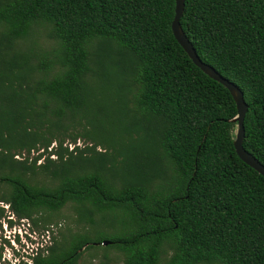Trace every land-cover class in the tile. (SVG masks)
<instances>
[{
	"label": "trees",
	"instance_id": "obj_1",
	"mask_svg": "<svg viewBox=\"0 0 264 264\" xmlns=\"http://www.w3.org/2000/svg\"><path fill=\"white\" fill-rule=\"evenodd\" d=\"M174 4L0 0V218L46 229L69 208L82 226L17 264H264V179L233 148V99L175 40ZM180 26L240 89L264 166V0H185ZM116 104L133 149L110 137ZM107 214L122 229L91 240Z\"/></svg>",
	"mask_w": 264,
	"mask_h": 264
},
{
	"label": "rangeland",
	"instance_id": "obj_2",
	"mask_svg": "<svg viewBox=\"0 0 264 264\" xmlns=\"http://www.w3.org/2000/svg\"><path fill=\"white\" fill-rule=\"evenodd\" d=\"M122 105L116 104L115 106H111L110 113L111 119L120 118L121 122L118 125V128H111L113 134L110 137L115 138L119 141H125L126 143H130L132 139L135 137H130L127 134L122 132V127L137 126L136 121L131 117L133 114L130 113V105ZM121 109V110H120ZM110 122V121H107ZM107 124V123H105ZM104 129L110 128L108 125L103 126ZM121 129V130H120ZM105 136L102 135L99 138H96L95 141L99 143H103L105 141ZM82 141H79L77 144L82 146ZM130 148L133 149V145L130 143ZM132 153V152H131ZM2 206V204H0ZM5 212L0 218V264H17V261L21 258L24 260H28L26 258V254H28L33 247L37 244L42 243L48 244L49 239L52 236H56L57 233L62 230H66V228H72L73 230H79L82 226L75 222V215L73 212L67 208L61 212V216L63 221L60 222L59 226H48L46 229H43L42 226H33L30 222L27 221H17L16 218L12 219V216L7 213V207L4 206ZM12 219V224L8 223ZM96 223L93 224L91 230L89 231V237L91 240L98 238L99 236H110L113 231L121 230L122 228L117 227L115 225V218L112 214L100 215L96 218ZM114 222V226H113ZM64 230V231H65ZM91 249H97V247H93ZM101 251H99L100 253ZM94 251L90 250L82 254L80 261L82 263H86L89 259V255L93 254ZM109 255L115 258L114 264H121L120 262V254L116 253V251H112Z\"/></svg>",
	"mask_w": 264,
	"mask_h": 264
},
{
	"label": "water",
	"instance_id": "obj_3",
	"mask_svg": "<svg viewBox=\"0 0 264 264\" xmlns=\"http://www.w3.org/2000/svg\"><path fill=\"white\" fill-rule=\"evenodd\" d=\"M184 3L185 0H175L173 13L174 18L171 23L172 34L194 65L209 78L221 84L226 89L231 99H233L237 110V118L234 120L237 126L236 132L234 133L233 148L237 157L247 166L255 170L264 179V166L251 154L246 152L242 146L244 137L243 121L248 108L244 102V99L242 98L240 89L224 80V78L221 77L211 66L202 63L196 55L192 44L187 39L180 26V19L182 17ZM106 243L107 242H103L102 244Z\"/></svg>",
	"mask_w": 264,
	"mask_h": 264
}]
</instances>
